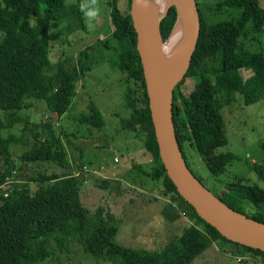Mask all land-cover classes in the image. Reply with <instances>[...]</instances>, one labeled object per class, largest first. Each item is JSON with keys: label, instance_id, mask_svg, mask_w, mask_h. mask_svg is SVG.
I'll list each match as a JSON object with an SVG mask.
<instances>
[{"label": "trees", "instance_id": "16d2710c", "mask_svg": "<svg viewBox=\"0 0 264 264\" xmlns=\"http://www.w3.org/2000/svg\"><path fill=\"white\" fill-rule=\"evenodd\" d=\"M65 2L0 0V31L4 34L0 40V111L8 113L7 117H0L3 168L0 172V264H37L49 256L58 258V253L69 252L71 240L99 264H191L211 243L221 244L220 239L227 241L232 249L234 247L236 253L264 261V251L225 239L201 219L166 175L151 123L142 65L136 49V33L128 12L113 6L110 15L114 29L107 37L81 49L76 59L58 61L55 69L50 66V25L54 13L61 10ZM263 3L264 0H222L218 7L237 10L238 18L211 26L207 25L199 10L200 34L190 66L173 91V122L181 152L186 160L183 146L189 143L215 177L222 175L236 159L232 153L215 152L227 143L224 104L231 103L236 96L242 98L244 105L264 98V50L247 53L238 42L248 27L257 33L263 31ZM178 20L175 6L170 5L159 23L162 41L170 37ZM216 59L218 68L205 65V62ZM104 63L125 73L127 82L133 81L143 89L138 100L128 99L132 111L128 117L119 119V125L121 129L135 133L134 137L142 142L144 154L153 163L150 171L142 169L141 172L151 180L162 178V195L169 200L167 210L162 211L163 216L173 221L184 213L191 221L158 251L118 244L115 236L119 220L104 206L99 205L89 215L80 199L81 172L68 171L60 176L38 171L36 176L30 177L32 188L27 183L9 185L15 171L11 147L20 143L21 135L2 132L21 123L22 132H31L32 138L30 147L20 155L21 160L52 162L67 168L69 155L63 138L69 146L68 134L64 131L57 134L52 118L47 117L38 124L24 112L34 107L33 102L42 100L49 112L60 118L76 96L77 82ZM243 69L251 71L246 80L240 72ZM187 77L194 84L186 96L181 86ZM130 87L127 85L126 92ZM87 110L76 121L101 129L104 118L91 98ZM39 127L44 129L43 138L32 131V128ZM78 150L76 169L81 171L84 155L82 148ZM250 168L259 184L238 179L214 195L234 210L264 223V161L252 163ZM110 184L109 179L99 180L101 188H108ZM243 206H247V212ZM51 234H56L55 246L48 250L41 244L43 238ZM66 264L75 263L67 259Z\"/></svg>", "mask_w": 264, "mask_h": 264}, {"label": "rangeland", "instance_id": "374dc122", "mask_svg": "<svg viewBox=\"0 0 264 264\" xmlns=\"http://www.w3.org/2000/svg\"><path fill=\"white\" fill-rule=\"evenodd\" d=\"M129 0H99L100 16L93 27H88V21L79 9L81 0H66L65 6L54 13L49 34V61L55 69V64L64 59H76L78 52L95 43L98 39L107 37L114 27L110 11L113 6L123 12H130ZM204 21L208 26L223 21H235L238 11L230 8L218 7L222 0H195ZM264 6V3L262 4ZM0 31V40L3 37ZM166 41V40H165ZM162 41V42H165ZM239 45L247 53L264 50V29L257 33L248 27L238 39ZM208 68H218V59L205 62ZM244 80L250 75V70H240ZM126 74L104 63L94 68L88 75L82 77L76 84V96L69 110L57 118L47 109L44 101L33 102L34 107L24 112L30 120L41 123L47 117L52 118L58 134L64 131L70 140L63 138L69 155L67 168H61L52 162H27L20 158L22 152L30 147L31 132H22L23 125L16 123L12 129L2 132H11L20 136V143L11 147L15 171L9 179V185L27 183L31 188L33 184L30 177L36 176L38 171L46 174L55 173L60 176L68 171L75 174L81 172L80 199L85 208L92 215L94 210L102 205L110 210L119 220L118 232L115 239L118 244L125 247L144 248L147 250H161L168 241L178 236L185 224L191 222L187 215L170 221L162 214L167 210L169 200L162 195V178L151 180L141 170L150 171L153 163L144 154L140 139L134 137L135 133L121 129L119 119L128 117L132 111L128 99L138 100L142 90L133 81L127 82ZM210 78L214 80V75ZM193 80L185 78L181 90L188 95L193 88ZM127 85H131L126 92ZM91 98L100 109L104 126L94 129L76 121L80 114L87 113L88 99ZM8 113L0 111V117H7ZM223 119L226 130L227 143L216 149V153H232L236 159L227 166L225 172L213 176L196 150L185 143L183 151L190 170L200 182L212 193L219 194L227 185L238 179L248 183H258L251 171L252 163L264 161V98L250 105H244L242 98L236 96L231 103L223 106ZM39 138L44 137L43 128H32ZM22 132V133H21ZM79 148L83 150L81 171H77L79 163ZM76 160L73 163V160ZM116 159V161H115ZM147 164H149L147 166ZM140 167V169H138ZM3 171L0 159V172ZM109 179L108 188H101L99 180ZM246 208V209H245ZM170 209V208H169ZM247 212V206H243ZM169 211V210H168ZM56 234L43 238L42 246L52 250L55 246ZM221 244L211 245L191 264H264L260 258H251L234 251L231 245L220 239ZM68 253H58L39 260L37 264H66L67 259L75 264H99L86 255L81 246L74 240L68 244ZM106 264V263H100Z\"/></svg>", "mask_w": 264, "mask_h": 264}, {"label": "water", "instance_id": "95a60500", "mask_svg": "<svg viewBox=\"0 0 264 264\" xmlns=\"http://www.w3.org/2000/svg\"><path fill=\"white\" fill-rule=\"evenodd\" d=\"M139 5L140 0H131L129 14L136 33V49L142 65L158 154L166 175L178 194L221 236L264 251V223L234 210L212 194L188 167L176 138L172 113L173 91L186 75L200 34L196 1L171 0L157 24L150 25L146 31L139 16ZM170 5L175 6L178 18H181L184 42L180 54L163 63L157 55V40H161L159 23Z\"/></svg>", "mask_w": 264, "mask_h": 264}, {"label": "bare ground", "instance_id": "6f19581e", "mask_svg": "<svg viewBox=\"0 0 264 264\" xmlns=\"http://www.w3.org/2000/svg\"><path fill=\"white\" fill-rule=\"evenodd\" d=\"M171 3V0H140L139 16L143 30H147L150 25H156L165 8ZM184 42V28L179 20L170 35L165 41L157 40V55L159 60L166 63L171 58L178 56L182 50Z\"/></svg>", "mask_w": 264, "mask_h": 264}, {"label": "clouds", "instance_id": "9594fccd", "mask_svg": "<svg viewBox=\"0 0 264 264\" xmlns=\"http://www.w3.org/2000/svg\"><path fill=\"white\" fill-rule=\"evenodd\" d=\"M79 9L83 13V16L89 22L88 27H93L92 22L96 21L100 16L101 8L99 0H81Z\"/></svg>", "mask_w": 264, "mask_h": 264}, {"label": "built area", "instance_id": "2783aa9c", "mask_svg": "<svg viewBox=\"0 0 264 264\" xmlns=\"http://www.w3.org/2000/svg\"><path fill=\"white\" fill-rule=\"evenodd\" d=\"M115 161H116V159H115Z\"/></svg>", "mask_w": 264, "mask_h": 264}]
</instances>
